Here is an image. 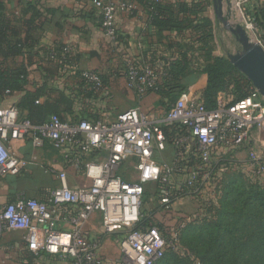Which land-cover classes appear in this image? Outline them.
<instances>
[{
    "label": "built area",
    "instance_id": "built-area-1",
    "mask_svg": "<svg viewBox=\"0 0 264 264\" xmlns=\"http://www.w3.org/2000/svg\"><path fill=\"white\" fill-rule=\"evenodd\" d=\"M93 1L103 35L116 43L117 15L133 14L135 5ZM234 1L240 11L247 3ZM48 55L59 62L76 53L70 45H61L52 46ZM162 66L128 61L126 89L138 98L154 93ZM82 77L101 86L95 70H83ZM27 136L35 149L47 143L59 151L66 168L58 173L60 187L49 192L47 201L17 197L0 208V238L5 232L21 231L34 257L45 253L68 264H157L177 245L184 216L173 227L142 225L148 183L156 185L161 211L171 214L179 199L197 200L213 184L221 156L247 149L249 166L264 172V100L254 87L241 100L213 109L205 107L200 94L186 92L154 120L132 107L98 120L70 122L52 115L33 125L16 107L0 108V177L21 172L25 162L12 154L9 143ZM169 149L172 158L167 159ZM67 168L82 173L90 185L70 188ZM95 214L100 228L90 235L86 225ZM113 234L119 237L117 255L108 257L103 253L104 237Z\"/></svg>",
    "mask_w": 264,
    "mask_h": 264
},
{
    "label": "crops",
    "instance_id": "crops-1",
    "mask_svg": "<svg viewBox=\"0 0 264 264\" xmlns=\"http://www.w3.org/2000/svg\"><path fill=\"white\" fill-rule=\"evenodd\" d=\"M124 1L133 3L136 10L133 14L121 12L117 15L116 28L122 35L123 41L117 39V42L113 43L103 35L93 0H3L5 17L14 26L21 29L24 21L33 20L32 34L42 48L70 45L76 53L80 69L95 70L106 77L104 94L94 100H77L76 115H80V109L87 108L88 111L84 112V116L89 114L91 118L100 119L107 113L116 114L113 110L123 105V102L131 108L139 107L151 120L157 119L165 110L161 99L155 93L138 98L125 87L124 75L127 62L140 63L147 45L156 43L158 36L156 30L148 23L146 11L140 0ZM28 4L35 8V12L27 9ZM207 10L208 7L205 11ZM158 49L163 52L165 50L163 46ZM213 55L220 57L218 54L213 53ZM44 58L45 55L41 52L39 59ZM48 77V79L45 78L43 70L36 66L31 67L27 88L34 90L41 87L45 81L55 90L77 88V80L71 72ZM206 82L207 76L203 73L193 74L182 80L189 93L200 95ZM20 97L19 93L0 97V108L17 107ZM54 97L56 94H51V99ZM44 100L45 98H41L40 102ZM81 105L82 108H80ZM21 113L27 114L26 111ZM68 120L71 118L68 117ZM30 140V136H27L23 140L9 143L12 154L24 161L25 165L18 175L0 177V208L17 197L47 201L49 192L60 187L57 175L66 168L62 154L52 149L47 143L35 149ZM166 158H172L170 149ZM67 184L70 188L87 187L90 181L82 173L67 168ZM145 190L148 194L143 197L144 210L159 225L173 227L178 217L184 216L176 212L166 214L161 211L154 194L156 185L148 183L145 185ZM62 228L69 229L68 226H62ZM99 228L100 216L95 214L86 225V232L95 235ZM24 237L25 234L21 231H8L1 236L0 264H60L62 262L45 253L34 257ZM117 239L118 236L115 234L104 237L103 253L106 256H112L111 244Z\"/></svg>",
    "mask_w": 264,
    "mask_h": 264
},
{
    "label": "trees",
    "instance_id": "trees-1",
    "mask_svg": "<svg viewBox=\"0 0 264 264\" xmlns=\"http://www.w3.org/2000/svg\"><path fill=\"white\" fill-rule=\"evenodd\" d=\"M140 3L146 11L148 23L157 32L158 40L147 45L140 63L134 62L141 66L163 64L154 93L161 99L165 110H168L181 94L188 92L187 86L182 83L187 76L198 73L207 76L206 86L201 92V100L207 109L216 106L215 98L219 91L227 90L231 83L236 85L235 82L246 80L226 57L211 54L209 43L212 31L205 16V10L209 5L207 0H140ZM27 9L35 12V8L29 4ZM4 12L5 6L3 0H0V97L13 93L21 94L16 108L21 117L33 125H41L52 115L61 121L70 122L98 120L99 118H91L89 114L84 116L88 109L82 108V105L80 115H76L75 105L77 100H94L102 96L106 87V77L97 72L101 86L96 88L82 77L83 70L80 67L75 69L71 67L74 64L78 65L76 55L73 59L66 58L64 61L53 62L48 55L51 47L42 48L32 34L33 20L24 21L20 29L5 17ZM255 12L258 24L264 29V13ZM160 46L165 48L164 52L158 49ZM53 47L59 48L61 45ZM41 52L45 55L43 60L39 59ZM33 66L43 70L46 79L51 75L60 76L71 72L77 80V88L55 90L45 81L41 87L29 90L28 74ZM51 94H56V97L51 99ZM41 98L45 100L40 102ZM20 110L26 111L27 114L23 115ZM68 117L71 120H68ZM249 192L252 200L264 207V200L259 199V202L256 198L261 193L252 190ZM147 194L146 192L145 195ZM223 219L224 209L217 220L205 225H218ZM149 223L159 225L151 216L145 214L142 225Z\"/></svg>",
    "mask_w": 264,
    "mask_h": 264
},
{
    "label": "rangeland",
    "instance_id": "rangeland-1",
    "mask_svg": "<svg viewBox=\"0 0 264 264\" xmlns=\"http://www.w3.org/2000/svg\"><path fill=\"white\" fill-rule=\"evenodd\" d=\"M207 2L209 5L205 16L212 31L209 43L212 56L214 53L226 57L227 53L239 51V43L216 17L213 0ZM229 2L230 7L226 0L223 1L225 19L232 25H251L252 32L250 28L246 30L251 37L259 40L264 48V29L255 18V11L264 13V0H247V3L241 6V11L238 7L235 8L236 1ZM117 34L118 39L123 41L120 32L117 31ZM235 84L231 83L227 90L217 93L216 104L234 101L247 95L253 87L247 79ZM122 104L116 107L113 113L131 108L126 102ZM238 153L233 152L219 158L222 162L217 164L213 184L200 198L191 200L183 197L175 203L173 213L184 215L186 224L177 245L169 247L164 258L157 264H264V207L254 202L249 192H260L261 194L256 196L257 201L264 200V172L249 166L247 149H241ZM144 209L143 206L145 215ZM223 209L224 219L221 223L205 225L217 220ZM117 243L113 241L111 244L112 256L117 255ZM60 264L68 263L62 261Z\"/></svg>",
    "mask_w": 264,
    "mask_h": 264
},
{
    "label": "water",
    "instance_id": "water-1",
    "mask_svg": "<svg viewBox=\"0 0 264 264\" xmlns=\"http://www.w3.org/2000/svg\"><path fill=\"white\" fill-rule=\"evenodd\" d=\"M223 1L225 0H213L215 15L221 21L223 27L234 36L240 46L239 51L227 53L226 57L245 76L264 100V48L249 37L243 26L239 24L232 25L225 19ZM226 3L230 7L229 0H226Z\"/></svg>",
    "mask_w": 264,
    "mask_h": 264
},
{
    "label": "bare ground",
    "instance_id": "bare-ground-1",
    "mask_svg": "<svg viewBox=\"0 0 264 264\" xmlns=\"http://www.w3.org/2000/svg\"><path fill=\"white\" fill-rule=\"evenodd\" d=\"M235 8H237V6H236ZM246 32H247V34L249 35V33H248V31H247V30H246ZM249 37H251V35H249Z\"/></svg>",
    "mask_w": 264,
    "mask_h": 264
}]
</instances>
